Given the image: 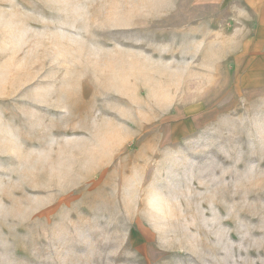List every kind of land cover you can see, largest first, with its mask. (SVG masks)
I'll return each instance as SVG.
<instances>
[{"label": "rangeland", "instance_id": "obj_1", "mask_svg": "<svg viewBox=\"0 0 264 264\" xmlns=\"http://www.w3.org/2000/svg\"><path fill=\"white\" fill-rule=\"evenodd\" d=\"M242 0H0V264H264V35Z\"/></svg>", "mask_w": 264, "mask_h": 264}, {"label": "crops", "instance_id": "obj_2", "mask_svg": "<svg viewBox=\"0 0 264 264\" xmlns=\"http://www.w3.org/2000/svg\"><path fill=\"white\" fill-rule=\"evenodd\" d=\"M247 9L249 15L255 17L257 20L259 29L258 33L264 35V0H242Z\"/></svg>", "mask_w": 264, "mask_h": 264}]
</instances>
